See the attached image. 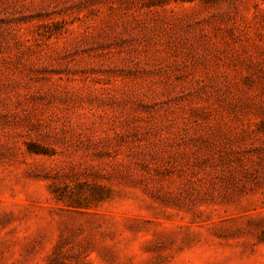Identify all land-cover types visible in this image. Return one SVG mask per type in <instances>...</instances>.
Listing matches in <instances>:
<instances>
[{
  "label": "rangeland",
  "instance_id": "rangeland-1",
  "mask_svg": "<svg viewBox=\"0 0 264 264\" xmlns=\"http://www.w3.org/2000/svg\"><path fill=\"white\" fill-rule=\"evenodd\" d=\"M0 264H264V0H0Z\"/></svg>",
  "mask_w": 264,
  "mask_h": 264
}]
</instances>
